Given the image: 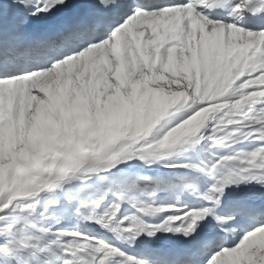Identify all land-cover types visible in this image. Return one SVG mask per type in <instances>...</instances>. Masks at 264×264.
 <instances>
[{"label": "snow or ice", "instance_id": "6c2138e0", "mask_svg": "<svg viewBox=\"0 0 264 264\" xmlns=\"http://www.w3.org/2000/svg\"><path fill=\"white\" fill-rule=\"evenodd\" d=\"M205 138L255 147L178 162ZM133 160L211 184L183 178L191 208L157 191L78 202L66 187ZM240 185L256 190L230 199ZM61 197L110 239L55 227ZM157 233L191 247L118 246ZM0 264H264V0H0Z\"/></svg>", "mask_w": 264, "mask_h": 264}, {"label": "rangeland", "instance_id": "374dc122", "mask_svg": "<svg viewBox=\"0 0 264 264\" xmlns=\"http://www.w3.org/2000/svg\"><path fill=\"white\" fill-rule=\"evenodd\" d=\"M172 90L175 91L182 89L178 88L176 85H173ZM176 118L177 116L173 115L171 117L166 118V120L174 121ZM208 133V129H204V131L202 130V134L205 137H207ZM203 142H206L204 145V149H200L201 151H198L196 155H190V160H186L187 162L207 164L212 159L213 155H216V147L214 148L211 146V141L205 138L201 141V143ZM201 143L199 144V146L203 145ZM185 154L183 155V157L185 156ZM183 160L184 159H180L178 162H181ZM156 165L159 164H153L151 167H145L140 162L133 160L129 164L121 165L112 173L92 175L90 179H86V181L83 183L79 181H74L79 182L80 185L75 187V189L70 188V190L74 192L71 193V195L75 198V201L86 203L91 200L99 199L101 196L108 194L112 190L124 191L128 195L137 196L141 199L147 198L149 193L157 191L158 195L155 198V202L158 201V203H160L161 205H167L171 203L170 200H177L181 196V194H184L182 184L183 178L197 176L198 179L194 181V183L197 186H204L203 181L205 180V177L199 176V174L194 173L192 175H188L187 173H184L183 175H172L171 178H165L164 184H159L157 181H161L162 178L161 180L157 179L159 176L158 173L155 171ZM161 188L163 189V191H160ZM157 198H163L167 202L161 203L160 200H156ZM123 208H125L124 210L127 212L129 210H132L126 204L123 206ZM48 214L51 216H56L53 217L54 221L52 222L55 223V221H59V223L55 224V227L57 228L66 229L69 231L75 230L78 232H87L92 235L91 229L87 228V225L84 222H81L77 219V217L73 214L72 208L69 207L67 203H65L63 197H61L60 206L51 208Z\"/></svg>", "mask_w": 264, "mask_h": 264}, {"label": "bare ground", "instance_id": "6f19581e", "mask_svg": "<svg viewBox=\"0 0 264 264\" xmlns=\"http://www.w3.org/2000/svg\"><path fill=\"white\" fill-rule=\"evenodd\" d=\"M209 15L215 19H223V18H226L228 16V12L225 13V12H222L219 8H215ZM245 19H248V17L245 16ZM178 115L179 114H175V116H178ZM167 121L168 120H166L163 123H166ZM205 129H207V127ZM205 143L206 142L201 143L203 145L202 146L198 145L195 149H190L185 154V156L182 157L181 159H184L183 161L190 160L189 156L192 154L196 155V153L198 151H201L200 149H204ZM211 143H214V141H211ZM254 147H255V144H253L251 141H244L242 143L226 142L224 145H222L220 147H216L215 153H216V155L223 156L225 154H234L236 152H241V151H244V152L251 151ZM183 161H181V163ZM155 171L158 173V176H159L157 179L161 180V178H162L161 181H157L159 184H164L165 178L166 177L171 178L172 175H183L184 173H187L188 175L193 174V173L186 172L185 170H182V169H171L170 170V169L164 168V167L159 166V165L155 166ZM204 179H205L203 181L204 186L203 185L198 186L201 191L205 190L211 184V181L207 177H205ZM79 185H80L79 182H74V183H71L70 185H67L66 187H69L71 189H75V187H77ZM255 190H256L255 185H247V186L240 185L239 188H234V189L226 190V191L229 192V198L231 199L232 197L238 196L239 194H241L243 192L255 191ZM71 193H74V192L71 191ZM156 200H160L161 203L167 202L163 198H157ZM170 202H171L170 204L178 202V206L183 207V206L187 205L190 208L194 207L198 203H201L195 196L190 195L187 190H184V194H181V196L177 200H173V201L170 200ZM156 204L161 205L160 203H158V201H156ZM124 209L125 208H123V207L121 209L122 215L130 214L132 211V210H129L127 212ZM164 215L167 216V215H170V213H166ZM52 217H56V216H52ZM55 219H57V218H55ZM143 220L147 224L162 223V218L160 216H144ZM85 224L87 225V228L91 229V233L93 236L95 235L96 237H104V238L110 239L108 234L102 233L98 228H96L95 225L88 224V223H85ZM212 228H213V226L211 224H208L205 226L204 231L205 232L210 231V230H212ZM235 239L238 240L239 237H236ZM118 246L122 247L123 250L128 252L130 255L135 256L139 259H148L152 254L158 253V252L159 253H173V252H176L178 250L187 251L191 247V245H188L184 241V238L182 236H172L170 233H157V236L151 240H149V238H147V237H142L140 242L136 243L134 246H131V247H129L128 245H118Z\"/></svg>", "mask_w": 264, "mask_h": 264}]
</instances>
